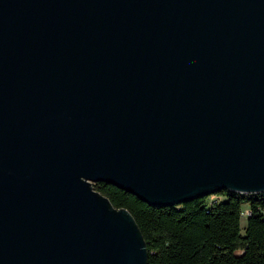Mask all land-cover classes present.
I'll list each match as a JSON object with an SVG mask.
<instances>
[{
    "label": "water",
    "instance_id": "obj_1",
    "mask_svg": "<svg viewBox=\"0 0 264 264\" xmlns=\"http://www.w3.org/2000/svg\"><path fill=\"white\" fill-rule=\"evenodd\" d=\"M97 182L264 192V0H0V264H146Z\"/></svg>",
    "mask_w": 264,
    "mask_h": 264
},
{
    "label": "trees",
    "instance_id": "obj_2",
    "mask_svg": "<svg viewBox=\"0 0 264 264\" xmlns=\"http://www.w3.org/2000/svg\"><path fill=\"white\" fill-rule=\"evenodd\" d=\"M92 189L130 214L145 244L146 264H264V192L221 189L214 192L221 200L203 195L152 206L111 184L97 182Z\"/></svg>",
    "mask_w": 264,
    "mask_h": 264
},
{
    "label": "rangeland",
    "instance_id": "obj_3",
    "mask_svg": "<svg viewBox=\"0 0 264 264\" xmlns=\"http://www.w3.org/2000/svg\"><path fill=\"white\" fill-rule=\"evenodd\" d=\"M93 184L94 183H90L91 187H93ZM217 196H219V195H216L215 193H211L208 195L207 199H215V198H220V200L223 199L222 196H219V197H217ZM246 207L247 206L245 204H243L241 208H242V210H244ZM244 219H245V215L244 216L242 215L241 219H240L241 225L244 223Z\"/></svg>",
    "mask_w": 264,
    "mask_h": 264
},
{
    "label": "built area",
    "instance_id": "obj_4",
    "mask_svg": "<svg viewBox=\"0 0 264 264\" xmlns=\"http://www.w3.org/2000/svg\"><path fill=\"white\" fill-rule=\"evenodd\" d=\"M246 213H247V211H246Z\"/></svg>",
    "mask_w": 264,
    "mask_h": 264
}]
</instances>
